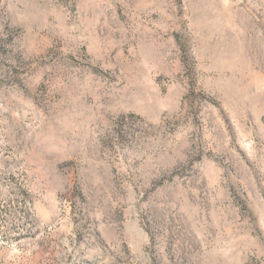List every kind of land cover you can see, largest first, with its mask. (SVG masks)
I'll return each mask as SVG.
<instances>
[{
  "label": "rangeland",
  "instance_id": "obj_1",
  "mask_svg": "<svg viewBox=\"0 0 264 264\" xmlns=\"http://www.w3.org/2000/svg\"><path fill=\"white\" fill-rule=\"evenodd\" d=\"M0 264H264V0H0Z\"/></svg>",
  "mask_w": 264,
  "mask_h": 264
}]
</instances>
